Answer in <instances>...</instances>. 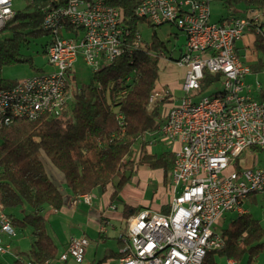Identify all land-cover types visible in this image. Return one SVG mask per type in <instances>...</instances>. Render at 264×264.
<instances>
[{
    "label": "built area",
    "instance_id": "1",
    "mask_svg": "<svg viewBox=\"0 0 264 264\" xmlns=\"http://www.w3.org/2000/svg\"><path fill=\"white\" fill-rule=\"evenodd\" d=\"M13 1L0 0V30L9 21L7 13L15 12ZM40 1L46 6L41 28L49 36L44 53L51 70L11 86L26 87V94L18 95L13 104L21 108L19 117L44 114L49 99H56L54 114H58L71 99L68 71L73 63L81 58L93 73L133 52V46L144 48L143 24L170 23L185 33V51L175 62L186 67L182 83L186 93L166 110L157 132L163 142L177 144L172 147L169 208L167 212L141 208L128 217L118 261L198 264L204 253L223 247L221 232L213 228L221 214L248 213L245 203H251V194L264 205V102L255 97L262 84L247 81L251 64L257 61L255 28L261 27L264 12L213 21L215 0H139L134 26L113 0ZM59 14L69 15V22L55 23ZM246 36L252 40L241 52L238 43ZM205 71L221 75L219 98L199 92ZM29 78H38V85H29ZM167 95L155 91L149 105ZM10 116L11 110L0 114V123ZM246 185H254V193H246ZM95 197L91 192L78 199L90 204ZM15 236L16 229L0 203V254L11 253L5 237ZM88 244L84 236L72 237L61 260L72 257L81 262Z\"/></svg>",
    "mask_w": 264,
    "mask_h": 264
},
{
    "label": "trees",
    "instance_id": "2",
    "mask_svg": "<svg viewBox=\"0 0 264 264\" xmlns=\"http://www.w3.org/2000/svg\"><path fill=\"white\" fill-rule=\"evenodd\" d=\"M113 1L135 26L133 13L139 0ZM215 1L222 2L229 11L220 21L232 15L264 12V0ZM42 5L40 0L29 1V11L15 10L0 30V89L17 82L2 76L4 66L32 64L31 56L22 52V47L30 43L29 37L48 36L41 28ZM262 25V32L254 38L257 61L251 64L252 74L264 72V19ZM6 29L7 36L3 35ZM145 47L102 66L91 74L87 84H71V99L58 114L0 123V203L15 229L29 228L32 239L28 251L16 254L13 264H46L58 258V247L47 231L46 214L62 207L64 185L74 196L91 193L97 187L105 190L110 185L109 201L118 205L120 189L139 166L146 165L162 168L169 186L174 154L146 151L150 139L146 136L157 134L173 103L169 94L153 105L148 101L152 92L162 90L158 64L165 45L153 34ZM218 81L219 73L205 71L199 92ZM255 97L264 102L263 86ZM249 200L257 203L255 194ZM168 208L169 204H164L160 211L167 212ZM139 209L123 203L125 223ZM221 234L224 246L208 252L202 264H216L215 253L232 260L247 255L252 261L264 251V226L249 212L232 218ZM110 257L118 259L119 254L110 252L97 264Z\"/></svg>",
    "mask_w": 264,
    "mask_h": 264
},
{
    "label": "rangeland",
    "instance_id": "3",
    "mask_svg": "<svg viewBox=\"0 0 264 264\" xmlns=\"http://www.w3.org/2000/svg\"><path fill=\"white\" fill-rule=\"evenodd\" d=\"M28 4L27 0H14L13 8L16 11H29L26 8ZM229 14V11L220 1H215L211 7V19L213 21H219L222 17ZM141 33L144 40L147 42H151L153 34L158 37V40L164 42L165 48L163 55L160 56L159 59V84L162 86V91L168 92V94L173 99V102H178V100L185 95L182 88V83L185 78L186 67L183 65H179L175 62L178 57L185 51V43H186V35L183 31L179 30L175 25L170 23H164L161 25H157L154 27L147 26L143 24L141 26ZM3 35H9V30L6 29L3 31ZM49 36L41 35L37 38L29 37L30 43L27 47H22V52L28 54L32 58V64L24 63V64H16L12 66H4L1 69V74L3 77L11 80H20L32 75H35L40 72H48L51 70V66L47 63L44 47L48 42ZM42 70V71H40ZM92 74L91 67H89L81 58L75 61L71 67L69 72V82L70 84H87L89 82L90 76ZM255 80H259L262 86L264 87V72L260 74H251L247 81L252 83ZM223 83L222 81H218L208 87L206 90L201 92V94H211L213 92L222 91ZM191 94V93H189ZM187 94V95H189ZM147 139L151 138L153 141L151 144L146 146L147 153L157 154L159 155L161 152L165 151V149L171 148L169 144L163 142L159 135L146 136ZM155 140V141H154ZM155 170H152L154 172ZM140 180L138 183L137 180ZM127 184L132 187V190H139L140 199H144L148 202L149 207H153L155 203H158V200L155 202L152 196L158 198L160 193H164L162 188H159L158 179L156 177L149 176L146 184H142V179H140L139 174L133 173ZM166 192V191H165ZM167 191V195H168ZM156 195V196H155ZM120 202L118 203L119 209H122V204L125 203L121 194H119ZM145 204V203H144ZM137 206L143 208V204H138ZM245 207L248 212L252 215L253 218L258 219L261 224L264 226V205L261 201H257L255 204H251L249 202L245 203ZM146 208V207H144ZM28 208H26V211ZM236 216L233 212H225L221 214L214 222L213 228L219 232L222 229L226 228L231 219ZM121 227L123 231L126 229V223L122 222ZM11 248V252L20 253L28 251L31 244V234L30 229L25 228L24 230L16 229V236L12 238H6ZM117 246L116 237L109 238L107 241L102 242L97 248V252H100V247H109L112 250H115ZM96 247V242L91 243V249L88 250L87 256L92 253L93 248ZM93 256V254H92ZM90 255V257H92ZM99 257H103L102 254ZM99 257L97 259H99ZM214 259L216 264H227V258L225 256L214 254ZM14 260V256L12 254H0V263L10 264ZM264 263V251L252 261L248 260L247 255L244 257L234 260V264H263ZM108 264H119V262L115 259H112Z\"/></svg>",
    "mask_w": 264,
    "mask_h": 264
},
{
    "label": "crops",
    "instance_id": "4",
    "mask_svg": "<svg viewBox=\"0 0 264 264\" xmlns=\"http://www.w3.org/2000/svg\"><path fill=\"white\" fill-rule=\"evenodd\" d=\"M251 40L252 38H250V36H246L243 41L238 43L241 52L243 51V47L245 46L246 42ZM149 140H151V138ZM172 147H177V144H174L171 146V148L165 149V151L172 152ZM152 170L155 171L152 172ZM135 173L139 174L143 185L146 184L149 176L152 175V177H156L158 179L159 188H162L164 193H160L158 198L154 197L153 195V200H155V202L158 200V203H155L153 207H149L147 206L148 202L138 197L140 196L139 190H132L133 188L126 183L119 191V194H121L126 204L133 207H139L137 205L141 203L143 204V208L149 207L158 211H160L162 205L169 204L171 200V192L168 184L164 182L162 168H150L146 165H141L138 167ZM137 182H140L139 178ZM111 189L112 187L110 185L105 190L97 187L93 191L96 197L92 199L90 204H86L82 201H79L78 196L72 195L64 185L62 207L58 210L48 211L46 214L47 231L58 247V256L64 252L69 240L72 237L84 236L88 239L89 244L86 249L84 259L81 262H77L72 257H68L63 261L57 258L52 261L51 264H97L99 260H102L110 252L114 251L119 254L118 249L121 244V236L125 232L121 227V223H125V220L123 219L122 211L119 209L118 205H115L109 201ZM165 191H169L168 195ZM113 237H116L117 240V246L115 250H112L109 247H100V252H97V248H99V245L102 242H105L109 238ZM8 241L6 240V242ZM92 242H96V247L93 248L92 253L90 252L91 256L93 254V256L90 257V255L87 256V252L91 249ZM10 254L16 256L17 253L15 254L11 252ZM100 254H102L103 257L100 258ZM98 257L99 259H97ZM112 259L118 261V259L110 257L105 259L102 264H108L112 261ZM232 262L234 264V260H232ZM227 264L229 263L227 262Z\"/></svg>",
    "mask_w": 264,
    "mask_h": 264
},
{
    "label": "bare ground",
    "instance_id": "5",
    "mask_svg": "<svg viewBox=\"0 0 264 264\" xmlns=\"http://www.w3.org/2000/svg\"><path fill=\"white\" fill-rule=\"evenodd\" d=\"M41 13H46V6L41 7ZM15 15V12H9L7 13V20H10ZM63 22H69V15L66 14H59L55 16V23H63ZM262 21H261V27L255 28V35L261 33L263 27H262ZM143 49V46H133V51ZM29 85H38V78H29ZM0 114H7L11 110V116L7 119V121H4L2 124H9L14 118H28V119H34L36 118V113H28V115L21 116V108L20 107H13V104L16 103L18 100V95L26 94V87L23 86H15V87H9V88H3L0 89ZM155 92V91H154ZM149 96V103L151 102L153 93ZM222 91H217L209 94V98H219V94H221ZM57 110V101L56 99H49L47 106L44 109V113H52L54 114ZM246 193H254V185H246ZM223 246H224V239H223ZM207 253H204L202 257L200 258V261L198 264H202L203 260L205 258ZM62 253L58 256V259L61 260ZM46 264H50V262H47Z\"/></svg>",
    "mask_w": 264,
    "mask_h": 264
}]
</instances>
